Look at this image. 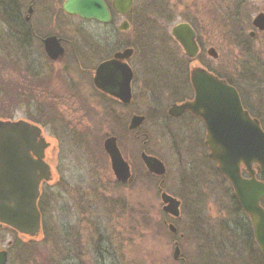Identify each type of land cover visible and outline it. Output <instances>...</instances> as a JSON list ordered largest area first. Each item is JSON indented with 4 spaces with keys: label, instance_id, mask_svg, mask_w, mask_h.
<instances>
[{
    "label": "rangeland",
    "instance_id": "1",
    "mask_svg": "<svg viewBox=\"0 0 264 264\" xmlns=\"http://www.w3.org/2000/svg\"><path fill=\"white\" fill-rule=\"evenodd\" d=\"M220 3L209 4L207 16L203 17V22L207 20L205 33L210 35L203 47L215 48L218 57L213 60L203 56L199 63L231 81L245 105L260 118L264 130V33L256 39L249 38L254 30L253 18L264 12V0ZM67 23L71 32H76L74 20ZM83 25L84 31L75 33V37L86 36L94 28L89 23ZM3 26L1 21L0 34H7ZM117 42L112 43V52L120 46ZM6 43L0 40V118L25 120L42 129L49 143L46 158L52 172V181L42 189L41 233L31 238L0 225V250L11 244L8 264H177L162 220V202L156 189L159 180L150 176L140 162L142 141H135L127 133L119 135V149L131 165L133 176L125 187L114 184L103 142L107 134L119 133L116 117L97 96L92 97L91 87L81 77L79 82L84 88L79 93L67 76L55 75L47 77L43 90L33 88L34 98H30L21 55L13 54L15 47ZM9 54L14 65L11 67L4 61L9 60ZM142 64L136 86L142 102L140 111H147L149 106L159 111L167 109L171 103L168 92L177 76H182L181 65L186 69L188 60L154 56ZM31 79L33 83L37 80ZM43 96L46 105L39 106ZM53 97L54 104L50 102ZM186 129L182 120L161 118L154 112H150L142 129L151 139L146 152L166 165L163 188L182 201L180 221L167 220L183 234L192 217L210 227L217 225L208 233L222 230L219 221H223V230H232L225 225V220L234 218L230 201L217 188L222 185L221 178L213 164L186 143ZM191 182L195 190L197 186L204 187L205 182L211 189L202 204L187 201ZM217 197L219 201L215 203ZM180 241L187 264H263L255 252H200L194 251L184 238ZM104 248L109 252H102Z\"/></svg>",
    "mask_w": 264,
    "mask_h": 264
},
{
    "label": "flooded vegetation",
    "instance_id": "2",
    "mask_svg": "<svg viewBox=\"0 0 264 264\" xmlns=\"http://www.w3.org/2000/svg\"><path fill=\"white\" fill-rule=\"evenodd\" d=\"M65 1L0 0V22H4L5 26L3 28L7 30V34H0V40L7 41L8 45L15 47L13 54L17 53L22 56L19 59L23 60V73L28 77L27 87L29 97L34 98L32 94L33 88L41 91L43 87H47L46 81L48 76H67L71 87L77 89V93L79 91L81 92V87L84 88V85H80L79 82L80 77L84 78V82L91 87L92 97L97 96L101 102H104L109 112L116 117L117 122L120 124L118 129L119 133L107 134L104 141L108 138H114L119 149L118 139L121 132L122 134L125 133V135L126 133L132 135L135 141H142L139 152L140 162L150 176L155 180H159L156 189L160 201L162 192H165L179 202L178 216L175 217L162 213L163 224L169 231V243L172 249H174L173 253L175 254L176 247L180 251L178 258L174 262L177 264H187V259L181 251L182 244L180 240L184 238L185 243L190 245L194 251L229 250L247 251L249 253L255 252L261 256L262 263L264 264V257L256 243L249 217L240 208L232 186L225 177L218 173L217 164L209 157V149L205 143L208 133L204 122L188 110L180 113L172 111L173 107L193 102L195 93L190 78L193 67L197 66L214 77L225 80L230 86L234 87L238 93L243 109L246 110L251 118L259 121L261 126L260 118L245 105L239 90L231 85V81L199 63L203 56H209L213 60H216L218 57L215 48L210 47L205 49L203 47L209 40L208 37H210V35L205 33L207 20L203 22V17L207 16L206 11L209 8V4H218L220 1V4L223 5L224 0H102L109 16L107 22H101L96 19H83L77 15H69L63 10ZM201 2L204 5H196ZM67 20H74L73 27L76 32H71ZM85 23L93 25L94 28L89 32L85 31L86 36L79 35L75 37V33L80 34L81 30L84 31L83 24ZM179 25H187L193 32L195 49L192 56L184 51L172 35L173 30ZM253 29L249 33L250 39H256L260 34L264 33L255 28ZM68 33L71 34L68 35ZM51 38L55 39L53 42H57L58 46L62 49L61 55L56 54L58 46L55 44H52L49 48L52 56L48 54L45 41ZM118 39L119 41L117 42ZM115 41L120 46L112 52V43L114 44ZM166 47H169V49H166ZM153 50L156 52L155 54L152 53ZM210 51H213V53ZM154 56L170 58L175 61L187 59L188 64L186 69L181 65L182 76L180 78L179 75L177 76L176 84L168 92L171 94V97L169 96L171 100L169 107L159 111L149 106L147 111L143 112L140 111L142 104L140 102L141 98L136 93L139 77L137 73L143 65V60ZM10 60L9 54V60L4 59V61H8L10 67L14 66L10 63ZM31 78L37 80H34L33 83ZM54 101L55 99L53 97L50 102L54 104ZM39 104H41L39 106L46 105L44 96L40 99ZM150 112L160 114L161 118H168L172 121L182 120L187 128L185 135L186 143L192 146L191 148L199 154L201 152L202 155L200 156L213 164L212 167L214 166L213 168L221 178L222 183L217 188L223 190V195L225 194L226 199L230 201L228 205L232 207L234 218L231 217V219L229 218L230 220H225V225L227 224L228 229L233 228L232 230H223V221H219V226L222 230L216 233H208L209 231H213L217 225L210 227L199 218L191 220L192 217L189 218L188 227L183 234L179 228L167 220L169 218L174 222L180 221L182 201L163 188V183L167 175L165 163L158 157L147 153L145 150L147 142L151 139L147 133L142 132V129L149 120ZM28 123L35 125L30 122ZM179 139L181 140V137ZM143 153L149 157L157 158L163 163L165 167L164 176H157L148 171L142 160ZM46 157L45 151V163H47ZM123 159L125 160L124 157ZM125 161L129 166V178L125 182H121L115 178L110 166L111 179L114 184L120 187L128 185L133 176L131 165L127 160ZM252 170L255 179L264 184V171H261L256 164H253ZM241 176L243 178L250 177L244 166H241ZM51 181H42L39 187L37 207L41 217L40 230H42V209L40 206L41 198L43 197L42 189L44 185ZM197 187V190H195V184L193 182L188 184L186 199L189 201V204H202L204 200H207L204 196L205 193L210 194L209 192H211L206 182L204 187L202 185L201 187ZM198 189H200V192H198ZM219 189H216V191L220 192L221 190ZM218 201L217 197L215 203ZM260 206L264 209V196L260 200ZM198 212H201L200 209H198ZM170 225L175 227V231L172 232L169 229ZM10 246L11 244L9 243L8 248ZM8 248L6 250H0L6 252L7 261L5 264H8L10 257ZM101 251L109 252V248L101 249ZM174 254L173 258H175ZM102 259L104 260V256Z\"/></svg>",
    "mask_w": 264,
    "mask_h": 264
},
{
    "label": "water",
    "instance_id": "3",
    "mask_svg": "<svg viewBox=\"0 0 264 264\" xmlns=\"http://www.w3.org/2000/svg\"><path fill=\"white\" fill-rule=\"evenodd\" d=\"M63 10L83 19L109 20L102 0H66ZM252 25L263 32L264 13L256 15ZM172 35L184 51L192 56L195 43L191 29L187 25H179ZM53 40L45 41L49 55L52 54L49 51L52 44L58 46ZM56 54H62L59 46ZM190 82L195 93L193 102L173 107L172 111L180 113L188 110L204 122L208 133L205 143L209 157L216 162L217 171L232 186L240 208L249 217L256 243L264 257V209L260 206L264 184L255 179L252 170L253 164H256L264 171V131L259 121L251 118L243 109L236 89L225 80L196 66L192 69ZM48 147L49 143L43 138L39 127L22 120H0V224L29 237L37 236L40 231V213L37 208L40 184L52 179L50 166L44 162ZM103 149L109 157L115 178L121 182L127 181L129 166L116 140L106 139ZM142 160L148 171L164 176L165 167L160 160L144 153ZM241 166L245 167L249 178L241 176ZM161 202L163 213L178 216V201L162 192ZM169 229L175 231L173 225ZM179 253L176 247L175 259ZM6 261V252L0 251V264Z\"/></svg>",
    "mask_w": 264,
    "mask_h": 264
}]
</instances>
